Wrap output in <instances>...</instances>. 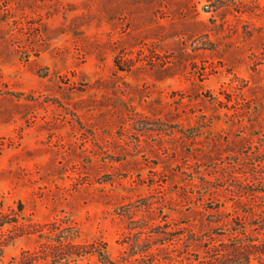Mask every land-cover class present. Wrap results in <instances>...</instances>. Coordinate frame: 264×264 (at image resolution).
<instances>
[{
	"label": "rangeland",
	"instance_id": "374dc122",
	"mask_svg": "<svg viewBox=\"0 0 264 264\" xmlns=\"http://www.w3.org/2000/svg\"><path fill=\"white\" fill-rule=\"evenodd\" d=\"M240 218L264 239V0H0V264L51 223L134 264L133 220L189 264Z\"/></svg>",
	"mask_w": 264,
	"mask_h": 264
},
{
	"label": "trees",
	"instance_id": "16d2710c",
	"mask_svg": "<svg viewBox=\"0 0 264 264\" xmlns=\"http://www.w3.org/2000/svg\"><path fill=\"white\" fill-rule=\"evenodd\" d=\"M260 230H264V221ZM131 231H138L127 237L129 252L122 258L123 262L134 264H156L159 260L153 248L158 252H167L166 245L180 241L182 230L169 231V225L152 227L145 220L131 221ZM238 231L242 236L230 238L227 242L213 246L206 258L201 259L198 254L194 259L187 258L189 264H264V239L250 236L246 233V219L240 218ZM253 225V224H251ZM258 225V224H257ZM149 229L147 240H141L144 230ZM38 236V246L34 250L22 252L14 257L8 264H82L89 258H96L98 264H114L104 243H86L81 239V232L75 225H60L51 223L38 226L35 231ZM146 234V233H145ZM131 241V242H130ZM188 242L196 241L192 233L187 237ZM189 248V245H186ZM190 254L188 250L182 252ZM170 258L167 254L166 258ZM3 259V249L0 248V262Z\"/></svg>",
	"mask_w": 264,
	"mask_h": 264
}]
</instances>
